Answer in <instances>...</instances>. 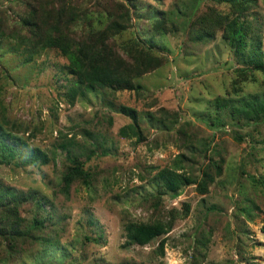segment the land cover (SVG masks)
Segmentation results:
<instances>
[{"label": "rangeland", "instance_id": "rangeland-1", "mask_svg": "<svg viewBox=\"0 0 264 264\" xmlns=\"http://www.w3.org/2000/svg\"><path fill=\"white\" fill-rule=\"evenodd\" d=\"M69 2L85 14L69 25L77 41L86 36L88 27L103 31L110 19H118L126 28L106 38V44L129 63L136 61L131 48L137 45L140 58L156 55L158 66L135 78L140 90H111L107 95L100 89L86 91L70 102L72 76L66 70L68 59L58 50L41 49L24 63L10 51L11 38L0 44V122L6 129L27 128V134L34 133L32 143L52 156L49 164L27 169L0 163L1 182L21 191L38 190L51 201L45 205V224L39 230L32 228L38 236L21 243L13 258L4 244L0 259L10 261L0 264H264V121L248 124L241 115L231 114V108L208 107L216 97H234V104L238 98H264V69L241 75L219 22H207L214 38H197V21L208 7L219 18L231 12L230 4L222 0ZM120 3L127 5L128 20L122 18L127 10L122 11ZM250 3L247 18L260 31L264 50V0ZM24 9L22 0H0V25L7 35L21 30L16 20ZM162 17L166 29H155V21ZM120 105L143 114L142 140L120 134V128L132 122L120 112ZM149 113L166 116L172 128L147 124ZM209 115H219L224 126L211 127L204 120ZM17 135L26 137L23 132ZM71 140L70 147L77 152L81 146L94 148L97 140L109 151L82 155L85 169L94 174L92 187L74 181L67 197L60 185L69 161L60 144ZM205 142L210 143L206 151ZM182 154L184 168L198 180L200 168L212 157L222 165V176L207 192L190 183L177 196L160 193L159 185L149 184L155 173L151 168L172 167ZM31 207H24V230L34 222ZM174 212V225L162 236L167 237L163 254L157 249L162 237L146 245L128 244L129 223L167 219ZM47 237L53 241L44 246Z\"/></svg>", "mask_w": 264, "mask_h": 264}, {"label": "trees", "instance_id": "trees-1", "mask_svg": "<svg viewBox=\"0 0 264 264\" xmlns=\"http://www.w3.org/2000/svg\"><path fill=\"white\" fill-rule=\"evenodd\" d=\"M222 1L230 4L231 12L221 14L217 18L215 11L208 7V10L197 21L200 24L197 38L200 40L214 38L216 33L208 30L207 22L210 20L219 22L218 24L221 23L224 28L223 37L232 49L237 64L240 65L241 75H246L248 70L264 69V50L261 45L260 31L256 30L252 20L247 18L250 12L248 11L249 5L252 6L250 0ZM22 4L25 7L24 13L19 15L16 20L19 22L21 30L11 31L7 35L0 25V44L10 41L11 38L13 45L10 51L18 53L24 63L32 61L35 54L41 49L58 50L68 59L66 70L68 75L72 76L69 86L71 92L68 94L70 102H73L77 96L85 95L86 91L95 92L100 89L107 95L112 92L111 90H140L142 85L136 84L135 78H141L144 73L158 66L156 55L144 54L145 57L141 59L135 44L131 49L135 54L136 61L132 63L127 62L120 53H115L111 46L106 44V38L112 39L113 36L126 28L121 20L110 19L108 29L103 31H94L93 28L88 27L86 36L77 41L74 36L70 35L72 29L69 25L85 14L78 8H74L69 0H22ZM120 5L124 8L122 11L127 10L122 15L123 20H128L130 12L127 5L125 3H120ZM87 18L83 21L87 22ZM165 22L166 17H162L156 20L153 26L155 29H166ZM23 30H26L27 34ZM236 101L237 103L234 104V97H216L209 102L208 107L211 105L216 107V110L222 111L226 107L231 108V114L241 115L248 124L264 121V98L254 95L244 99L238 98ZM119 110L132 120L131 123L120 128V134L123 137L132 134L137 137V140H142L141 120H143V114L141 111L128 105H120ZM217 113L219 114V111ZM219 118V115L214 117L209 115L204 120L211 127L218 128L223 125ZM167 120L166 116H157L154 113H149L146 118L147 124L171 129L172 126L166 122ZM238 120L241 121V118ZM15 129L18 128L15 126L12 129H6L0 122V163L27 169L29 166L47 165L52 161V156L48 151L32 143L33 132L27 134L28 129L24 127L22 130ZM19 132H23V136L26 137L17 135ZM86 132L90 137L95 135L94 132ZM96 142L94 148L85 149L81 146L79 152L70 147V145H74L71 144L72 140L60 144L66 151V159L69 161L62 172L60 185L61 193L67 197L70 196V186L74 181L82 180L88 189H91L94 174L85 169L86 163L85 160H82V155L86 154L87 157H91L97 154L99 149L102 150V154H107L109 151L104 144ZM204 144L206 151L210 147V143L205 142ZM183 157V154L179 155L172 167H152L151 172L155 170V173H152L149 184L159 185L162 190L160 193L169 192L174 196L180 194L183 188L190 183H198L200 189L207 192L216 177H221L223 174L222 165L212 157L207 165L200 168L201 177L198 180L194 174L184 168ZM49 202L51 201L48 197L44 194L40 195L38 190L21 191L0 181V249L6 244V248L10 250V256L13 258L18 253L21 243L27 242L30 238L35 239L38 235L32 228L39 230L45 224V212H47L45 205ZM26 205L32 206L30 210L33 211L34 222L31 228L24 230L27 217L23 215V212ZM188 211L187 208L184 215H187ZM175 216L174 212L170 213L167 219L158 217L147 222L129 223L126 226L128 244L146 245L152 240L166 235L174 225ZM51 217L49 216V219ZM166 238L162 237L157 248L161 254L164 253ZM52 241L53 239L47 237L44 246ZM0 260L10 261L9 258Z\"/></svg>", "mask_w": 264, "mask_h": 264}]
</instances>
